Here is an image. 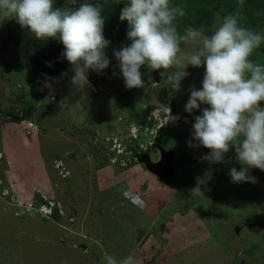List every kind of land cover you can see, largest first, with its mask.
<instances>
[{
	"label": "rangeland",
	"instance_id": "obj_1",
	"mask_svg": "<svg viewBox=\"0 0 264 264\" xmlns=\"http://www.w3.org/2000/svg\"><path fill=\"white\" fill-rule=\"evenodd\" d=\"M170 2L185 11L178 18L181 32L189 25L211 30L217 12L223 16L239 7V0ZM199 8L201 17L212 13L200 19ZM240 11L245 26L264 31V0H245ZM12 22L17 21L0 15V151L10 177L4 184L11 182L16 194L0 196V264H102L104 254H133L141 264H264V171L249 170L255 183H233L230 169L242 167L235 148L215 163L205 159L211 150L192 138L195 116L208 105L192 113L185 105L193 86L202 88L203 67L189 65L190 75L174 91L164 77L155 81L145 65V87L128 89L114 55L122 46L120 28L105 22L111 42L106 79L98 87L88 81L76 85L68 61L58 69L38 66L35 48L11 38L21 26L12 29ZM63 50L61 43L52 44L46 55L55 62ZM253 58L264 63V44ZM170 112L175 120H169ZM157 143L175 149L176 172L163 180L139 161L143 151L159 158ZM17 180L20 186H13ZM205 185L217 191L219 209L212 216L191 196L194 187ZM167 188L174 194L167 195L162 213L158 200L147 198L166 195ZM43 198L55 201L51 218L25 208ZM189 205L208 224L209 241L197 235L184 243L173 236L180 224L167 217ZM235 225H242L238 234Z\"/></svg>",
	"mask_w": 264,
	"mask_h": 264
},
{
	"label": "clouds",
	"instance_id": "obj_2",
	"mask_svg": "<svg viewBox=\"0 0 264 264\" xmlns=\"http://www.w3.org/2000/svg\"><path fill=\"white\" fill-rule=\"evenodd\" d=\"M244 3L239 0L235 12L223 16L217 12L211 30L189 25L181 32L178 18L185 15L181 6L170 0H128L120 20L129 24L130 43L114 50L128 89L145 87L141 71L145 65L150 71L163 70L161 77L174 91L190 75L185 70L189 65L204 68L202 88L193 86L185 105L188 113L208 105L195 116L192 138L211 150L205 159L215 163L223 162L235 148L242 167L230 169L233 183H255L249 170L264 171V63L253 58L264 44V31L243 24ZM102 9V4L89 0H79L78 6L68 0L62 8H54L53 0H0V15L15 18L37 40L56 38L62 43V57L73 66L71 81L76 85L87 81L90 69L99 73L109 67L105 49L111 42L104 36ZM175 119L170 112L169 120ZM5 158L4 154L0 166ZM0 173L7 183L4 168ZM201 195L199 186L191 190L192 197ZM102 264L141 262L133 254L123 258L104 254Z\"/></svg>",
	"mask_w": 264,
	"mask_h": 264
},
{
	"label": "crops",
	"instance_id": "obj_3",
	"mask_svg": "<svg viewBox=\"0 0 264 264\" xmlns=\"http://www.w3.org/2000/svg\"><path fill=\"white\" fill-rule=\"evenodd\" d=\"M8 154H9V156L11 157V154H10V150L8 151ZM5 156H6V153H5ZM7 157V156H6ZM5 161H6V158H5ZM3 162H4V159H3ZM3 162H2V165H3ZM3 167V166H2ZM4 168V167H3ZM5 169V168H4ZM118 174V173H117ZM7 176V175H6ZM9 177V176H8ZM8 177H7V179H8ZM10 178V177H9ZM12 178V177H11ZM9 180V179H8ZM14 181H16V179H14ZM200 181H201V179H200ZM199 181V182H200ZM20 181L19 180H17V182H15L16 184L15 185H13V186H16V185H19L20 186V183H19ZM11 183V182H10ZM210 183V182H209ZM209 183H207V184H209ZM212 185V184H211ZM18 186V187H19ZM211 186H207V185H205V186H203L202 188H200L201 189V191H206V195H201V196H199V197H195V202H198V205L199 206H201V205H205V207H206V213L207 214H209L210 216H212V215H215V212H216V209H219L218 208V206H219V204H218V202H216V200H215V198H213V196L216 194V189L214 188V186L213 187H211ZM16 188V187H15ZM195 188V187H194ZM214 188V189H213ZM17 189V188H16ZM168 190H170L169 188H167V190H166V195L165 194H162V193H160V197L159 198H150V197H148L147 198V201H149V202H153L154 200H158L156 203H158L159 205H160V207H161V210L163 209L164 210V212H162V213H165L166 212V208H167V206H168V199H169V197L170 196H172L174 193L173 192H169ZM151 194V193H150ZM169 197H168V196ZM160 200V201H159ZM159 205H156V204H154V207L155 206H157L158 208H159ZM172 209H176L177 210V205L175 206V205H172ZM184 210H186L185 212H182L181 211V213H179V214H170L168 217H167V221L166 222H172L173 224L175 223V222H177L178 224H180V226L178 227V230L175 232V234L173 235V236H175V238H176V236H177V238H178V241H182V242H184V243H186V242H189L188 240H192V238H196V239H198L197 238V235L198 236H200L201 237V239L203 240V242L204 241H209L210 240V236H211V233L212 232H210V230H209V228H208V224L206 225V222H205V220L203 219V217H202V215L200 214V212L196 209V207L194 208V207H190V205L189 206H187ZM155 211V210H154ZM160 215H162V214H160ZM227 216H229L228 214H226ZM216 216H221V215H216ZM229 218V217H228ZM232 218V217H231ZM230 218V219H231ZM67 219V218H66ZM217 218H215V220H216ZM229 219V220H230ZM166 220V219H165ZM232 220V219H231ZM199 227H201V231L199 232V233H201V234H199L198 233V231H199ZM199 228V229H198ZM64 229V228H63ZM66 230H68V229H66ZM242 230V225H241V228H240V230H239V233H240V231ZM163 233L165 234V231H163ZM162 234V233H161ZM238 234V233H237ZM69 235V234H68ZM166 235V234H165ZM150 236V235H149ZM148 236V237H149ZM148 237H147V239H146V241L148 242ZM152 240V239H151ZM200 240V239H199ZM151 242V241H150ZM149 242V243H150ZM100 243H102V244H104V240L102 241V240H100ZM149 243H147V244H145V242H144V244L145 245H148ZM153 243V242H152ZM152 243H150V244H152ZM195 243V242H194ZM105 248V247H104ZM103 248V249H104ZM184 248V247H183ZM86 249H88V247H87V243H85V245H84V247H83V249L82 250H86Z\"/></svg>",
	"mask_w": 264,
	"mask_h": 264
},
{
	"label": "trees",
	"instance_id": "obj_4",
	"mask_svg": "<svg viewBox=\"0 0 264 264\" xmlns=\"http://www.w3.org/2000/svg\"><path fill=\"white\" fill-rule=\"evenodd\" d=\"M226 2V1H225ZM67 3V2H66ZM91 3L94 4H102V15L106 18L107 25H110L109 27L118 26L120 29L118 31V38H120L121 44L130 43V41L127 40L126 33L129 29L128 22L121 21L120 15H121V7L124 8L125 5H127V2H122L120 0H94ZM65 2H62L61 0H53V6L54 8H62L64 7ZM78 6V5H77ZM200 9V8H199ZM211 10H214L211 8ZM200 13V19H202L204 16L206 17L207 14H211L212 12H208L203 17L201 13V9L199 10ZM19 23L12 22L10 24L12 29H16L18 27ZM12 39L16 40L17 42H25L29 45H32L35 48V62L38 66L41 68H53L58 69L61 68L63 65L66 64L67 60L62 57V53L58 56L55 62H53L48 55H46L48 49H50L51 45H56V43H60L58 39L56 38H49L47 40H37L33 33H31L29 30L22 28L21 26L18 27V29L15 31L13 35H11ZM107 37V35H105ZM62 44V43H61Z\"/></svg>",
	"mask_w": 264,
	"mask_h": 264
},
{
	"label": "water",
	"instance_id": "obj_5",
	"mask_svg": "<svg viewBox=\"0 0 264 264\" xmlns=\"http://www.w3.org/2000/svg\"><path fill=\"white\" fill-rule=\"evenodd\" d=\"M106 72H97L89 70L87 81L94 87L100 86L106 79ZM151 75L155 81L163 79L160 75V70H152ZM264 102H262V105ZM159 150V158L152 159L149 151H143L139 156V161L144 164L146 169L156 175L160 180H163L176 172V168L173 164V157L175 154L174 148H166L161 143L156 144ZM240 225H235L234 230L238 233Z\"/></svg>",
	"mask_w": 264,
	"mask_h": 264
},
{
	"label": "built area",
	"instance_id": "obj_6",
	"mask_svg": "<svg viewBox=\"0 0 264 264\" xmlns=\"http://www.w3.org/2000/svg\"><path fill=\"white\" fill-rule=\"evenodd\" d=\"M29 124H31V121H29ZM131 132L134 136L137 135V131L134 126L132 127ZM3 155V151H0V161L3 159ZM11 194V186H9L8 184H4L3 176L0 173V196L3 199L6 198L7 195L10 196ZM13 196L15 197L16 195L13 193ZM28 204L29 207H25L27 208L28 212L32 210L33 212L39 214L42 217L51 218L54 213L55 201L52 199H48L47 201H45L43 198L41 199V201L34 200L32 202H28Z\"/></svg>",
	"mask_w": 264,
	"mask_h": 264
},
{
	"label": "flooded vegetation",
	"instance_id": "obj_7",
	"mask_svg": "<svg viewBox=\"0 0 264 264\" xmlns=\"http://www.w3.org/2000/svg\"><path fill=\"white\" fill-rule=\"evenodd\" d=\"M157 146V145H156Z\"/></svg>",
	"mask_w": 264,
	"mask_h": 264
}]
</instances>
